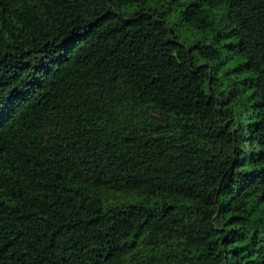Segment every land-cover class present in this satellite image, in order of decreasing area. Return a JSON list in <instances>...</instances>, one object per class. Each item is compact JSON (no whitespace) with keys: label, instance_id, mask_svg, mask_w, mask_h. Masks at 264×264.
I'll list each match as a JSON object with an SVG mask.
<instances>
[{"label":"trees","instance_id":"1","mask_svg":"<svg viewBox=\"0 0 264 264\" xmlns=\"http://www.w3.org/2000/svg\"><path fill=\"white\" fill-rule=\"evenodd\" d=\"M0 264H264V0H0Z\"/></svg>","mask_w":264,"mask_h":264}]
</instances>
